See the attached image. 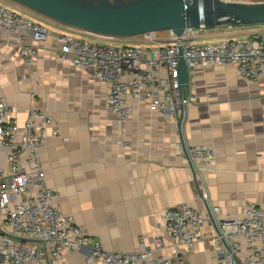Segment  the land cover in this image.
I'll return each instance as SVG.
<instances>
[{
	"label": "crops",
	"instance_id": "crops-1",
	"mask_svg": "<svg viewBox=\"0 0 264 264\" xmlns=\"http://www.w3.org/2000/svg\"><path fill=\"white\" fill-rule=\"evenodd\" d=\"M0 4L24 18L33 15L13 2ZM39 19L46 23L35 21L52 35L39 45L32 67L19 57L17 35L0 29V97L20 126L31 110L48 114L58 126L60 136L47 137L40 153L46 185L59 194L56 208L86 228L108 253L151 251L156 238L164 237L165 248L155 256L177 254L189 264H218L206 244L179 245L164 233L165 208L206 207L178 144L214 151V164L203 175L204 189L224 218H240L249 203L264 208V78L247 81L233 66L197 70L189 84L196 102L183 129L168 114L131 99L133 112L121 122L106 104L108 86L96 80L93 70L59 59L57 36L85 39V33ZM256 33H264V25L223 27L209 30L201 43ZM167 35H157L159 42ZM0 169H6L3 151ZM23 169L32 171L25 163ZM2 183L8 179L0 177ZM2 220L0 216V227ZM90 252L85 246L69 253L66 264H103L90 262Z\"/></svg>",
	"mask_w": 264,
	"mask_h": 264
},
{
	"label": "built area",
	"instance_id": "built-area-1",
	"mask_svg": "<svg viewBox=\"0 0 264 264\" xmlns=\"http://www.w3.org/2000/svg\"><path fill=\"white\" fill-rule=\"evenodd\" d=\"M0 29L16 34L19 57L32 67L41 43L52 35L40 23L21 17L0 4ZM209 30L187 29L181 36L168 32L160 43L144 37L139 46L97 45L87 39L58 35L60 60H70L79 69H92L94 77L108 86L106 104L125 122L133 110L129 100L150 110L168 114L183 129L189 107L196 97L189 85L181 84L179 66L183 61L189 79L197 70L233 66L250 82L264 78V33L246 39L206 41ZM137 38V37H136ZM190 84V82H189ZM10 106L0 97V151L6 152V169L0 177V264H66V255L90 246V262L103 264H189L182 255L155 256L165 248V238L154 241V249L139 253L111 254L92 239L86 228L56 208L59 194L46 185L40 153L47 137H59L60 130L46 113L31 110L23 126L12 116ZM181 154L200 183L204 211L181 204L161 214L164 233L177 244H206L218 264H264V208L246 204L241 217L222 216L204 189L203 175L213 166L215 153L208 147L178 144ZM23 161L31 172L23 169Z\"/></svg>",
	"mask_w": 264,
	"mask_h": 264
},
{
	"label": "water",
	"instance_id": "water-1",
	"mask_svg": "<svg viewBox=\"0 0 264 264\" xmlns=\"http://www.w3.org/2000/svg\"><path fill=\"white\" fill-rule=\"evenodd\" d=\"M45 19L95 35L113 38L181 36L187 29L264 24V2L231 0H8ZM179 80L188 86L183 61Z\"/></svg>",
	"mask_w": 264,
	"mask_h": 264
},
{
	"label": "rangeland",
	"instance_id": "rangeland-1",
	"mask_svg": "<svg viewBox=\"0 0 264 264\" xmlns=\"http://www.w3.org/2000/svg\"><path fill=\"white\" fill-rule=\"evenodd\" d=\"M231 1L264 2V0H231ZM3 6L6 7L7 5H3ZM32 14L33 15L30 16L31 18L30 19L27 18V19H29V20H31L33 22H36V23H40L38 21H42V22L46 23V21H44L42 19H39L40 17L44 19V17H42V16H40L38 14H35V13H32ZM19 16L23 17L25 15H19ZM35 20H38V21H35ZM40 24H42V23H40ZM42 25L45 26L44 24H42ZM262 25H264V24H262ZM257 26H259V25H257ZM70 29L71 30H75L73 28H70ZM81 32H83V31H81ZM84 33L85 34H81L82 37H84L85 39H87L91 43H94V44H97V45H101V46H103V45H112V46H115V47H121V46H124V45L139 46L140 44H137V43H144V40L141 37H137V38H113V37L95 35V34H92V33H89V32H84ZM167 33L168 32H160V33H158V35L159 36L163 35V34L167 35Z\"/></svg>",
	"mask_w": 264,
	"mask_h": 264
}]
</instances>
